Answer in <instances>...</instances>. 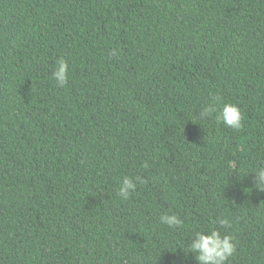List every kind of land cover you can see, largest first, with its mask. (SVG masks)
Listing matches in <instances>:
<instances>
[{
  "label": "trees",
  "instance_id": "obj_1",
  "mask_svg": "<svg viewBox=\"0 0 264 264\" xmlns=\"http://www.w3.org/2000/svg\"><path fill=\"white\" fill-rule=\"evenodd\" d=\"M259 168L264 0H0V264H198L209 230L264 264Z\"/></svg>",
  "mask_w": 264,
  "mask_h": 264
},
{
  "label": "clouds",
  "instance_id": "obj_2",
  "mask_svg": "<svg viewBox=\"0 0 264 264\" xmlns=\"http://www.w3.org/2000/svg\"><path fill=\"white\" fill-rule=\"evenodd\" d=\"M53 80L57 86L63 88L69 80V64L65 59H60L56 69L53 72ZM219 97H214L213 103L204 107L199 113L200 119L211 118L215 115L217 123H222L232 129H240L242 126L243 115L241 109L231 103L223 104L219 108ZM255 175L256 187L264 191V168L253 171ZM139 180V177H136ZM137 183L132 178L125 177L119 187L117 195L124 200L130 198L131 193L136 189ZM160 222L169 227H178L182 221L176 215H162ZM220 225L227 226L229 221L221 219ZM189 253L195 254L198 264H227L230 257L236 252V245L233 238L229 235H222L218 230H209L205 232L198 231L195 233L193 241L188 244Z\"/></svg>",
  "mask_w": 264,
  "mask_h": 264
}]
</instances>
